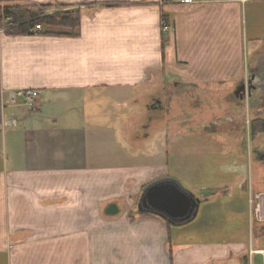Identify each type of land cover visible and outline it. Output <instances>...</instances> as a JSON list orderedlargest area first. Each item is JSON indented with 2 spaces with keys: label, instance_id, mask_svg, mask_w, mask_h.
<instances>
[{
  "label": "crops",
  "instance_id": "crops-1",
  "mask_svg": "<svg viewBox=\"0 0 264 264\" xmlns=\"http://www.w3.org/2000/svg\"><path fill=\"white\" fill-rule=\"evenodd\" d=\"M19 3L80 9L81 21L76 35H9L0 20V264H241V255L252 264L251 241H204L203 228L137 212L143 190L169 178L161 149L139 153L120 135L127 122L112 128L95 112L102 95L122 103L172 78L201 91L250 80L264 97V0L0 7ZM24 89L39 102L21 121L6 99Z\"/></svg>",
  "mask_w": 264,
  "mask_h": 264
},
{
  "label": "rangeland",
  "instance_id": "rangeland-1",
  "mask_svg": "<svg viewBox=\"0 0 264 264\" xmlns=\"http://www.w3.org/2000/svg\"><path fill=\"white\" fill-rule=\"evenodd\" d=\"M171 84L140 89L122 103L119 99L102 95L100 109L95 113L101 114L99 119L112 128L115 122L122 123L123 127L127 122L120 135L132 145L131 148L139 153L161 149V160L167 165L169 178L199 198H212L202 201L196 218L184 225L186 232L203 228L198 235L201 240L234 241L247 245L251 241L252 251L263 248L264 194L252 197L245 191L247 186L250 191L249 171L255 174L260 168L259 161L253 157L250 160L248 155L250 118L244 115L238 118L239 113L235 114L232 123L226 118L231 114L229 110L235 107L232 99H236L232 93L239 83L230 90L224 84L223 89L217 87L214 91H201L189 85L173 87ZM155 98L161 99L164 109L150 110ZM93 101L96 106V99ZM243 104L247 105V102ZM44 109L46 111L47 108ZM34 110L22 109L20 120L23 121ZM93 118L98 119L94 115ZM18 120H15L16 124ZM128 126L132 128L129 133ZM136 127L140 136L133 133ZM248 251L249 247H246L247 255ZM252 255V264H261L260 255ZM240 260L241 264H249L243 255Z\"/></svg>",
  "mask_w": 264,
  "mask_h": 264
},
{
  "label": "water",
  "instance_id": "water-1",
  "mask_svg": "<svg viewBox=\"0 0 264 264\" xmlns=\"http://www.w3.org/2000/svg\"><path fill=\"white\" fill-rule=\"evenodd\" d=\"M247 87L249 94L255 87L251 81H241L234 90L236 97L245 96ZM202 200L195 193L185 189L178 181L165 178L148 185L142 192L137 204V210L143 214H153L171 225H185L193 221L198 213ZM107 215L117 214L115 204L105 210Z\"/></svg>",
  "mask_w": 264,
  "mask_h": 264
},
{
  "label": "trees",
  "instance_id": "trees-1",
  "mask_svg": "<svg viewBox=\"0 0 264 264\" xmlns=\"http://www.w3.org/2000/svg\"><path fill=\"white\" fill-rule=\"evenodd\" d=\"M0 20L9 35L30 34L29 30L37 27L67 30L65 34L76 35L81 21V10L52 4H7L0 7ZM46 33L64 34L54 31H46ZM261 127L263 130L264 121ZM207 198L200 197L205 202L212 200Z\"/></svg>",
  "mask_w": 264,
  "mask_h": 264
},
{
  "label": "flooded vegetation",
  "instance_id": "flooded-vegetation-1",
  "mask_svg": "<svg viewBox=\"0 0 264 264\" xmlns=\"http://www.w3.org/2000/svg\"><path fill=\"white\" fill-rule=\"evenodd\" d=\"M171 85L173 87H176V85H179L181 87V84H179V80L177 78H172ZM255 85L254 82L251 81V87ZM234 92V91H233ZM246 93H248L246 95ZM245 93V96L243 98H240V96L236 97L234 93H232V97L236 100H233L235 103V107L233 110H229L230 115H228L226 118H228L229 123H232V120L236 116L235 114H238V118H241L244 116L249 117V140H250V147L248 154L251 157H253L255 160L259 161L260 168L257 173L254 174V172L249 171L250 176V182L248 185H250L248 191V186L246 187L245 191H247L252 197L256 194L262 195L264 194V129L262 130V122L264 121L263 116L259 112L263 111L260 106H263L264 97L260 96H252L253 94H249V89L247 87V92ZM244 102H247V105L243 104ZM164 105L161 101V99L155 98L153 99L150 110H161L164 109ZM230 119V120H229ZM212 125H216L215 123H212ZM186 128L185 130H187ZM186 133L188 132L185 131ZM137 136H140V130L136 129L134 132ZM253 175H252V174ZM251 174V175H250ZM253 186L251 187V185ZM254 194H253V193ZM251 203V202H250Z\"/></svg>",
  "mask_w": 264,
  "mask_h": 264
},
{
  "label": "built area",
  "instance_id": "built-area-1",
  "mask_svg": "<svg viewBox=\"0 0 264 264\" xmlns=\"http://www.w3.org/2000/svg\"><path fill=\"white\" fill-rule=\"evenodd\" d=\"M192 0H162V3L165 2H172V3H186ZM163 31H167L170 29V26L166 22H162L161 24ZM39 27L29 30V33H39ZM39 102V94L37 90L34 89H24V90H16L11 92L7 96L6 103L7 105L15 108L21 109H32L35 108ZM16 120V119H15ZM14 120V123L16 121ZM250 254L260 255L261 257V264H264V247L258 250H250Z\"/></svg>",
  "mask_w": 264,
  "mask_h": 264
}]
</instances>
